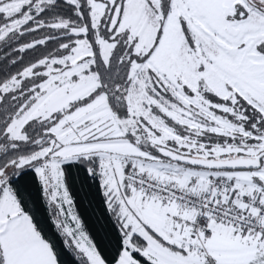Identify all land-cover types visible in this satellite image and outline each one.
<instances>
[{
  "label": "snow or ice",
  "instance_id": "6c2138e0",
  "mask_svg": "<svg viewBox=\"0 0 264 264\" xmlns=\"http://www.w3.org/2000/svg\"><path fill=\"white\" fill-rule=\"evenodd\" d=\"M0 48V264H61L19 193L29 171L78 264H264V0H0Z\"/></svg>",
  "mask_w": 264,
  "mask_h": 264
},
{
  "label": "trees",
  "instance_id": "16d2710c",
  "mask_svg": "<svg viewBox=\"0 0 264 264\" xmlns=\"http://www.w3.org/2000/svg\"><path fill=\"white\" fill-rule=\"evenodd\" d=\"M54 47V44L51 45ZM14 54V53H13ZM46 54L44 48L22 54L24 62ZM16 70V66L6 62L4 49L0 48V78L8 72ZM4 108L0 105V111ZM67 183L74 199L75 211L82 218L86 230L106 258L111 260L116 245V233L112 221L105 214L102 205V196L97 182L91 180L84 169L73 165L67 168ZM21 197L26 206L32 211L35 219L45 232V235L55 244L60 253L61 264H78V258L72 251L65 247L59 230L56 228L53 213L47 199L43 196L38 179L29 171L22 178L18 177L17 184Z\"/></svg>",
  "mask_w": 264,
  "mask_h": 264
}]
</instances>
